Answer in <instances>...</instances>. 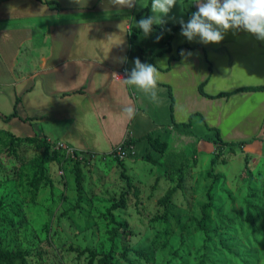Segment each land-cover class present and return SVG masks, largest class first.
I'll list each match as a JSON object with an SVG mask.
<instances>
[{
	"label": "crops",
	"instance_id": "1",
	"mask_svg": "<svg viewBox=\"0 0 264 264\" xmlns=\"http://www.w3.org/2000/svg\"><path fill=\"white\" fill-rule=\"evenodd\" d=\"M55 1L61 9L43 0L0 3V128L105 154L128 135L137 139L138 151L148 148L149 133L164 136L175 123L191 121L215 147L219 134L224 142L258 136L244 147L264 149V90L214 98L199 91L201 84L209 95L263 85L264 41L233 30L219 43L188 41L178 21L196 5L177 0L164 25L149 36L140 32L132 44L135 21L151 14L139 3L118 10L110 0ZM182 49L192 55L182 57ZM120 56L125 63L117 62ZM137 57L156 68L155 101L123 81ZM114 71L125 74L113 79ZM125 105L136 107L134 118L122 110ZM161 110L169 117L163 119Z\"/></svg>",
	"mask_w": 264,
	"mask_h": 264
},
{
	"label": "rangeland",
	"instance_id": "2",
	"mask_svg": "<svg viewBox=\"0 0 264 264\" xmlns=\"http://www.w3.org/2000/svg\"><path fill=\"white\" fill-rule=\"evenodd\" d=\"M199 134L180 126L160 135L169 143L165 155L135 146L125 158L113 152L116 147L105 154L81 153L88 162H82L80 202L72 154L47 164L52 184L41 185L35 194L32 159L42 149L26 141L2 148V244L28 250L29 264H90L93 257L98 264L113 243L111 206L127 192L126 207L112 212L132 231L129 239H117L118 247L125 243L150 253L146 262L129 251L137 264H264V149L232 152ZM148 152L157 163L146 159ZM171 189L166 206L161 198ZM210 202L212 224L206 231L203 208Z\"/></svg>",
	"mask_w": 264,
	"mask_h": 264
},
{
	"label": "trees",
	"instance_id": "3",
	"mask_svg": "<svg viewBox=\"0 0 264 264\" xmlns=\"http://www.w3.org/2000/svg\"><path fill=\"white\" fill-rule=\"evenodd\" d=\"M3 0H0V3ZM44 3L56 8L61 9L62 6L59 2L55 0H43ZM149 8L145 9V12L148 14ZM154 27H161L160 25H154ZM141 31L136 28V26H133L130 31V41L132 44H136V39L138 34ZM160 53V52H159ZM158 53V54H159ZM262 91L264 90V84L263 85H255V86H242L237 88L236 90L232 92H221L217 95H209L203 90V85L201 84L199 86V91L210 98L214 97H229L231 94H234L239 91ZM170 96L172 99L171 102V109L173 108L174 99L172 95V91L170 88ZM17 116V112H14L8 116L5 117L6 120H10L11 118ZM177 127L185 126V127H191L192 122H184V123H175ZM148 142H149V149H153L154 151L159 152L161 155H165L168 148L169 143L168 141L162 140L159 136H156L154 132L149 133L146 136ZM258 136H255L249 140L244 141H232V142H224L221 140L219 134L212 140L217 147L223 148L224 146H228L229 150L234 152L236 150V147H244L246 144L253 142L255 139H257ZM17 141H26L28 143L34 144L37 148L42 149V152L34 157L32 159V162L35 166V171L33 174L32 179L30 180V185L33 187V190L35 194L38 192L41 185L46 184H52L51 178L48 176L47 172V164L49 162H62L66 160L67 156H71V154H68L67 151L63 148H57L54 143L49 142L46 138H40L38 136H25L20 137L15 135L14 133L0 128V152L2 148L6 149H13L15 147V144ZM137 143V139L131 137L128 135L126 140L122 142V146L125 148H128L130 146H135ZM68 147V146H67ZM114 152V150H113ZM67 153V154H66ZM83 153V151L74 150L72 153V156L75 158V174H76V184L78 189V202H80L83 198V171H82V162L85 161V163L88 162V160H85L86 158L81 157L80 154ZM146 159L157 163V159L153 157L151 152H148L146 155ZM127 192H123L121 195L120 200L115 202L111 206L110 213V222L112 224V227L110 229V237L112 239V246L108 252H105L99 259L98 264H120L118 262V258H123L125 261H127L129 264H137L135 261H133L129 256V251L134 252L136 255H138L141 259L145 260L146 262L150 261V253L148 250L141 248H131L128 244L122 243L121 247H118L117 239L119 237H124L126 239H129L132 235V231L127 227V225L119 220L116 219L114 213L112 212V209L119 208V207H126L127 205ZM173 194V190H169L165 196L161 198V202L164 203L166 206L168 205L170 198ZM214 208L212 207V202L206 204L203 208V225L202 228L206 231L210 229V226L212 224V216L211 211ZM93 256H95V253H92ZM28 256L29 251L23 250V249H16L11 250L8 247L4 246L2 244V238L0 236V264H29L28 262ZM94 258V257H93ZM93 258L90 260V264H93Z\"/></svg>",
	"mask_w": 264,
	"mask_h": 264
},
{
	"label": "clouds",
	"instance_id": "4",
	"mask_svg": "<svg viewBox=\"0 0 264 264\" xmlns=\"http://www.w3.org/2000/svg\"><path fill=\"white\" fill-rule=\"evenodd\" d=\"M82 2V0H77ZM86 2V0H85ZM118 10L133 8L138 3L141 7L149 8L150 13L135 21V26L144 36H149L154 31V25H164L177 0H110ZM196 5V10L191 12L185 20L181 17L178 23L181 26V35L188 41L197 40L207 45L219 43L225 39L229 30L245 31L254 34L258 40L264 41V0H190ZM157 36L156 39H161ZM191 56L189 50H181V56ZM126 56L117 58L123 64ZM126 71L123 78L125 84L137 90H142L151 100L155 101L157 92L156 68L154 64L145 63L136 58L134 67ZM113 79L121 78L119 72H112ZM129 118H134L137 109L134 105H125L122 109Z\"/></svg>",
	"mask_w": 264,
	"mask_h": 264
},
{
	"label": "built area",
	"instance_id": "5",
	"mask_svg": "<svg viewBox=\"0 0 264 264\" xmlns=\"http://www.w3.org/2000/svg\"><path fill=\"white\" fill-rule=\"evenodd\" d=\"M120 73H124L125 74V71H122ZM123 78V75L122 77ZM55 146L57 148H63L67 151L68 154H72L74 152V148H71V147H67L64 143L62 142H57L55 143ZM114 151L121 157V158H125L126 156H129L132 154L133 152V146H130L128 148H125L122 146V144H119L116 146V148L114 149Z\"/></svg>",
	"mask_w": 264,
	"mask_h": 264
}]
</instances>
